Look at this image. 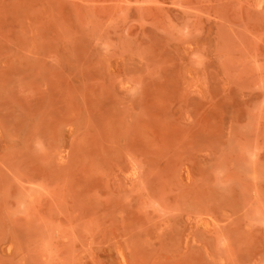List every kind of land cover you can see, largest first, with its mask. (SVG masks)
<instances>
[{"label": "rangeland", "instance_id": "374dc122", "mask_svg": "<svg viewBox=\"0 0 264 264\" xmlns=\"http://www.w3.org/2000/svg\"><path fill=\"white\" fill-rule=\"evenodd\" d=\"M0 264H264V0H0Z\"/></svg>", "mask_w": 264, "mask_h": 264}]
</instances>
